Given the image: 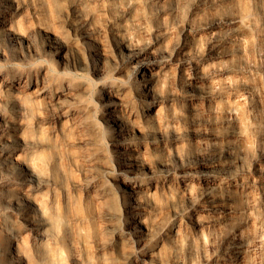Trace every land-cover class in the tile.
I'll return each mask as SVG.
<instances>
[{"label":"bare ground","instance_id":"6f19581e","mask_svg":"<svg viewBox=\"0 0 264 264\" xmlns=\"http://www.w3.org/2000/svg\"><path fill=\"white\" fill-rule=\"evenodd\" d=\"M187 4L0 0V264H189L185 236L204 228L212 252L203 244L199 264H246L257 253L262 234L247 228L253 209L264 213V149L246 161L225 105L223 130L210 127L219 93L201 71L229 55L242 20H211L207 53L192 55L188 39L201 27L182 19ZM188 6L193 14L202 3ZM170 104L183 115L165 113ZM251 172L258 196L236 205ZM88 209L91 219L79 214Z\"/></svg>","mask_w":264,"mask_h":264},{"label":"rangeland","instance_id":"374dc122","mask_svg":"<svg viewBox=\"0 0 264 264\" xmlns=\"http://www.w3.org/2000/svg\"><path fill=\"white\" fill-rule=\"evenodd\" d=\"M198 1L188 0L187 7L182 14V19L191 28L201 27L199 31L191 32L188 39V51L192 55L207 53L210 31L203 27L211 23V20L218 17H239L242 20L240 30H238L239 34L223 47L229 55L204 62L201 71L211 74V90L219 93L212 104L214 111L210 118L213 120V124L210 127L216 132L222 131L223 127L220 125L221 107L225 105L231 108L236 117L235 125L243 135L239 145L243 149L246 161L250 163L258 151L264 149V0H219L216 5L211 7L209 6L210 0H200L202 7L191 14L188 11V5ZM82 2L86 5L87 0H82ZM92 6H86L84 11H93L94 7ZM169 41L170 38L163 43L167 44ZM226 66L231 70L225 72ZM167 73L169 72H165L166 75ZM245 85L251 86L257 91L249 101L236 94ZM174 91H177V87L174 88ZM166 108L165 113L176 116L183 115V108L180 106L170 104ZM174 126L177 131L181 132L183 129V126L177 123ZM261 166H264L263 162ZM248 167L251 168V166ZM74 175L77 176V173L74 172ZM242 180L250 183L251 188L247 190L245 196L239 192L233 194L234 203L239 206L251 202L258 196V184L261 177L258 172H251L245 174ZM192 190L193 192L197 190L196 184L193 185ZM153 198L154 206L159 209L163 205L162 200L158 196H153ZM177 202L180 205L184 204L181 194L177 196ZM79 211V214L83 212L80 215L89 219L93 216L91 209ZM253 211L257 215V221L247 229L251 234L261 233L262 239L257 253L250 254L246 264H264V213L260 207ZM197 217L203 220L206 214L198 212ZM207 231L206 228L203 229L200 239L191 232L186 234L183 254L189 264H199L202 261L203 244L205 245L204 251L211 254L212 249L209 246L210 238ZM159 256L165 258V252H161Z\"/></svg>","mask_w":264,"mask_h":264}]
</instances>
